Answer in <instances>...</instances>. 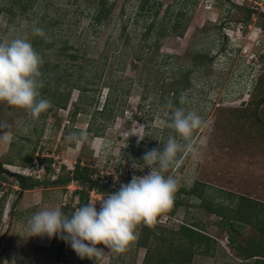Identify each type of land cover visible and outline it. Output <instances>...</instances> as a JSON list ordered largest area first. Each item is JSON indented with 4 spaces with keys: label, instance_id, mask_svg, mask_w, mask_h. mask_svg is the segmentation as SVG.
<instances>
[{
    "label": "rangeland",
    "instance_id": "374dc122",
    "mask_svg": "<svg viewBox=\"0 0 264 264\" xmlns=\"http://www.w3.org/2000/svg\"><path fill=\"white\" fill-rule=\"evenodd\" d=\"M138 1L109 0L114 4L111 19L99 26L93 19L99 8L96 0H27L25 8L0 0V7L8 8L0 14V42L22 37L31 43L42 59L45 94L56 85L65 87L69 80H80L90 89L83 97L73 88L65 108L53 105L36 119L25 109L0 103V159L8 171L0 175V196L7 193L0 222L1 264H148L147 249L155 244L164 247L162 257L167 258L169 251L184 257L183 262L169 264H254L256 257H248H264V206L251 223L238 219L225 226L221 224L225 216L218 212L236 206L238 195L264 205V103H254L264 96V0H151V13L158 12L155 19L163 32H153L147 39L144 32L154 17L139 15ZM182 8L187 26L181 36L169 29ZM34 27L44 35H35ZM66 41L75 50L65 49ZM69 52L77 53V58L71 59ZM55 63L59 64L52 71ZM70 72L73 77H64ZM93 97L99 99L97 104ZM108 97L114 109L111 120L97 114ZM45 99L51 104L50 95ZM76 103L82 110L73 117ZM177 107L195 111L203 124L188 141L177 137L187 147L164 173L177 180L176 211L157 216L148 244H136L140 224L136 239L123 253L98 245L104 250L99 257L81 259L66 243L58 260L59 237L55 245L47 236L28 238L27 222L35 212L60 210L65 203L78 208L86 200L74 192L82 187L76 180L66 186L23 189L15 173L52 181L81 160L113 189L107 193H113L133 175L148 173L143 156L163 149L170 136L165 127ZM254 110L263 122L255 119ZM92 122L100 128L97 133L86 132ZM80 131L86 133L83 140H68L72 132ZM197 180L206 183L204 190L215 197L214 209L210 201L203 204L182 190ZM89 191L88 203L107 195ZM243 204L240 211L246 213L248 202ZM185 219L197 230L159 244L160 233L177 232ZM172 232L168 233L175 235Z\"/></svg>",
    "mask_w": 264,
    "mask_h": 264
},
{
    "label": "clouds",
    "instance_id": "9594fccd",
    "mask_svg": "<svg viewBox=\"0 0 264 264\" xmlns=\"http://www.w3.org/2000/svg\"><path fill=\"white\" fill-rule=\"evenodd\" d=\"M33 33L44 35L39 27H34ZM41 64L40 55L27 39L16 37L0 42V103L25 109L33 119L49 109L50 101L40 98ZM202 124V118L195 111L175 108L168 127L176 135L169 136L162 150L152 149L145 153L143 165L149 169L147 174L133 175L117 191L79 206L71 215L57 208L35 212L27 222L28 238L59 237L81 259L99 257L104 250L98 245H104L115 254L125 252L136 239L138 225H151L158 215L172 206L177 180L164 173L174 163L177 153L187 147L180 144L177 137L188 141ZM85 136L83 131L72 132L68 140L79 143Z\"/></svg>",
    "mask_w": 264,
    "mask_h": 264
},
{
    "label": "trees",
    "instance_id": "16d2710c",
    "mask_svg": "<svg viewBox=\"0 0 264 264\" xmlns=\"http://www.w3.org/2000/svg\"><path fill=\"white\" fill-rule=\"evenodd\" d=\"M27 0H13V2L15 3H22L20 4L23 8H25V3ZM188 1V0H186ZM96 2H98L99 8L98 11L93 15V19L94 22L97 23L99 26L102 25V22H106V24L108 23V21L111 19L110 16L112 14V10L114 8V4H111L109 2V0H96ZM196 2V0H195ZM110 3V4H109ZM236 4V3H235ZM238 5V4H237ZM238 6H242V5H238ZM154 8V4H151V0H139L138 1V14L139 15H143V16H153L154 18L151 19L150 24L146 27V30L144 32V37L145 39H147V37L151 36V34L153 32H156L158 34H162V27L157 24V20L155 19L157 17L158 12L156 11L153 15V13H151L152 9ZM186 8V7H184ZM184 8L179 9L174 17V19L170 20V29L169 32L171 33H175L177 35H184V29L186 28V23H183V19H187L184 17L186 11H183ZM4 10H8L7 7H5L4 5L2 7H0V14L2 11ZM251 11V10H250ZM249 11V12H250ZM253 12V11H251ZM164 34V33H163ZM42 42L44 45L43 46H48L45 45V42ZM65 49L67 50H75L74 49V45H67V41L65 42ZM64 49V47H63ZM126 54V53H123ZM68 56L71 59H76L77 58V53H68ZM108 57V55H106V58ZM169 57V56H168ZM59 64V63H58ZM57 63H55V66L52 67V71H54L58 65ZM82 65V64H81ZM83 67V65L81 66V68ZM189 72V71H188ZM184 76L185 78V82L186 84L188 83V77L187 74ZM72 72H70L69 74H67V76L64 77H73ZM79 76H83L82 73L79 74ZM72 79V78H71ZM62 80V79H61ZM80 80H76V81H71L69 80V84L66 85L65 87H63L62 85H56L55 89L50 93L45 94L48 89L47 87H44L42 89V87L40 88L41 90V94L42 96L40 98H46L47 95H50L52 98V102H51V106L49 107V110L52 109L53 105H56L58 107L61 108H65L67 106L68 100L72 94V89L73 88H78L81 95L83 97H85V92H89V88L86 85H81ZM96 82V81H93ZM188 85V84H187ZM98 90V89H95ZM128 92V89L126 90ZM175 91H177L178 93V89H175ZM112 94V93H111ZM128 93H124V96H127ZM94 100V102L97 104L99 101V99L96 97L92 98V101ZM257 106H259L260 104L264 103V96L259 97L255 102H254ZM112 102L109 99V97L107 98V100L105 99L102 107L100 109H97V114H100L101 116L104 117V119L107 120H111L113 118V107H112ZM82 110V107L79 105V103H76L72 112V116L76 117L77 114L79 113V111ZM119 110V109H118ZM254 113L255 119L258 121L263 122L262 118L260 117L259 114H257V111L254 110L252 111ZM138 116V115H137ZM86 132H98L100 128H95L93 126V122L91 124H89L87 126ZM165 130L168 134L175 136L176 133L174 132V130L170 129L168 127V125L165 127ZM172 133V134H171ZM30 158V157H28ZM81 160H78V162L76 163L75 168L72 171H68L65 174H58L57 177L55 179H53L52 181H42L41 179L38 178H34L31 175H25V174H21V173H15V178L18 181V183L20 184V186L23 189H34L36 187H44V189H47L48 187L51 186H66L68 185L72 180H76L79 185H81L82 187L79 189H76L74 192H78L77 194H80V196L85 199V204L88 203V199H89V195H90V191L89 190H100L103 192H110L109 190H113L110 189L107 184H103L99 178H95L94 177V173L93 170L91 169V167L86 164V165H81ZM7 169H5L4 167V162L0 159V175L6 173ZM8 172V171H7ZM87 186V188L85 187ZM207 186L206 183H203L201 181H195L194 185L190 188V189H182L184 192H189L191 194H194L196 196H198L199 198H201V202L206 205L209 204L210 201V209H214L216 206H211L213 205V200H214V196L211 194H208L204 189ZM7 193H3L0 196V222L2 220L3 217V213H4V208H5V204H6V195ZM76 194V195H77ZM230 194L232 195L233 193L230 192ZM212 198V199H211ZM238 202L237 205L234 207H224V210L222 209L220 211V209L218 210V212H223L224 216L222 218L223 222L221 221V224L228 226L229 223H232L234 220H238V219H243L245 222L251 223L254 221V217L257 216V214L260 211V207L264 206L263 203H260L259 201L253 199L252 197H247L246 195H238ZM177 198L174 196L173 197V204L172 206L167 210L170 213H175L176 209H175V203H177ZM247 203V212L243 213L242 211H240V206L244 205L243 203ZM255 204V206L253 207L252 204ZM76 209V207L72 206L70 203H65L61 206L60 210L66 214V215H71V213ZM218 209V208H217ZM215 209V210H217ZM191 220H187L185 219L182 224L180 225L181 227H179V229L177 230V232H172V231H168V232H172L175 235H172L170 233H168L167 231H165L163 234L160 233V235H163L162 237H156V239H158L159 244L160 242L163 243H168V238L173 239V237H177L178 235L184 234L187 231H191V230H197L195 228H192L191 225H189L191 222ZM190 222V223H188ZM141 231H140V236L138 237V240L136 242V244L140 245V246H144L143 244H148L147 241L148 239H150V234L154 231L155 229L153 227H151L150 225H145V224H141ZM166 230V229H165ZM199 233L203 234L204 237H209L211 239V236L203 233L201 230H198ZM187 234V233H186ZM190 239V238H189ZM232 239V238H231ZM191 241L193 239H190ZM205 240V239H203ZM57 241V237H52V245H55ZM173 244L175 245L176 242L172 241ZM215 242V241H214ZM156 245V246H155ZM155 247L152 248H148L147 249V253L145 255V259L146 262H148V264H169L168 262L170 261H176V262H183V258L181 257H177L178 255L172 254L171 251H169L170 253L167 252V258L162 257L165 255V250L164 247H160L157 246V244H155ZM66 243L64 242V240L60 239L59 242V252L56 253V257L58 260L61 259V255L64 254V252H66ZM236 248H240V245H235ZM163 252V253H162ZM174 252V251H173ZM177 255V256H176ZM188 256H190L191 258V254L187 253ZM252 257H256V261L254 264H264V257H262L261 255H253L250 256L248 258H252ZM153 258L154 262L151 263L149 260ZM2 263V261L0 260V264ZM147 264V263H146Z\"/></svg>",
    "mask_w": 264,
    "mask_h": 264
},
{
    "label": "crops",
    "instance_id": "0c3cea01",
    "mask_svg": "<svg viewBox=\"0 0 264 264\" xmlns=\"http://www.w3.org/2000/svg\"><path fill=\"white\" fill-rule=\"evenodd\" d=\"M214 246H215V242H214ZM235 246V245H234Z\"/></svg>",
    "mask_w": 264,
    "mask_h": 264
},
{
    "label": "flooded vegetation",
    "instance_id": "af4514ba",
    "mask_svg": "<svg viewBox=\"0 0 264 264\" xmlns=\"http://www.w3.org/2000/svg\"><path fill=\"white\" fill-rule=\"evenodd\" d=\"M264 54V53H263Z\"/></svg>",
    "mask_w": 264,
    "mask_h": 264
}]
</instances>
